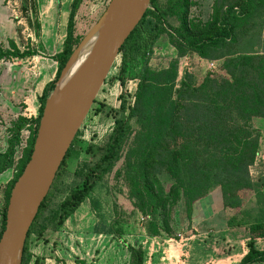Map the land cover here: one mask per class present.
<instances>
[{
  "label": "trees",
  "instance_id": "1",
  "mask_svg": "<svg viewBox=\"0 0 264 264\" xmlns=\"http://www.w3.org/2000/svg\"><path fill=\"white\" fill-rule=\"evenodd\" d=\"M82 2L72 1L63 50L54 57L58 68L55 78L45 85L39 98L38 116L20 117L14 124L9 149L0 153V174H3L15 166L22 131L30 125L27 147L6 193L0 238L6 226L11 191L31 158L47 100L78 45L76 17ZM190 7L191 0H169L165 7H161L158 0H151L143 19L120 51L121 84L126 85L129 67L146 52L147 42L141 41L143 34L148 33L150 45L153 44L165 31L162 21L170 17L177 23L170 27L179 56L193 53L201 59L217 61L220 63L218 69L207 73L200 83L193 74L186 73L177 87V62L162 71L142 68L137 77L134 106L128 105L122 94L120 108L127 113L126 118L116 121L102 147L90 148L99 156L98 161L59 208L44 217L50 195L71 155L72 144L29 231L21 264H43V260L29 249L35 228L42 227L38 234L42 237L45 231L57 232L63 227L120 160L133 122L141 125V132L130 147L124 177L136 207L147 217V235L155 237L165 230V218L182 199L191 219L195 202L215 190L221 192L225 210L242 208L245 194L251 191L256 199V221L247 226L244 221L232 217L227 226L230 229L248 227V252L240 264H264V250L256 246L257 239L264 238V166H260L256 178L251 174L262 137V131L254 124L264 121V0H215L213 14L207 22L190 20ZM34 54L21 52L14 44L12 49L0 47V62L5 58H28ZM164 175L171 181L169 186L161 180ZM128 247L130 264H145L143 249Z\"/></svg>",
  "mask_w": 264,
  "mask_h": 264
},
{
  "label": "rangeland",
  "instance_id": "2",
  "mask_svg": "<svg viewBox=\"0 0 264 264\" xmlns=\"http://www.w3.org/2000/svg\"><path fill=\"white\" fill-rule=\"evenodd\" d=\"M72 1L0 0V47L12 49L14 44L21 52L35 53L28 58H5L0 62V153L9 149L14 124L20 117L31 119L38 116L39 98L45 85L55 78L58 68L54 57L63 50ZM168 1L158 0V3L165 7ZM110 2L83 0L76 17L78 45L75 50L96 28ZM214 3L215 0H191L190 20L209 21ZM162 23L165 31L153 44L150 45L148 33L141 37L142 42H147V49L129 67L125 86L119 79L121 55L116 60L74 140L71 155L50 195L44 217H49L59 208L72 190L83 183L88 169L98 161L99 156L90 148L102 147L112 134L116 121L126 118L127 113L120 108L122 94H125L128 105L134 106L139 81L137 77L142 68L162 71L177 62V87L186 73L193 74L200 83L210 72L207 62L196 54L179 56L171 38L170 25L177 26L173 18ZM29 126L22 131L21 144L16 148L15 166L0 174V231L6 193L16 176V165L27 147ZM254 127L263 131L261 156H264V121L256 122ZM140 132L141 125L133 122L120 160L97 183L89 197L59 231H45L42 237H38L42 227L38 225L35 228L29 241L31 253L41 258L43 264H130L128 246H131L143 249L145 264H240L250 233L248 227L230 229L227 222L232 217L244 221L247 226L256 221L257 205L251 191L245 194L244 205L237 210H225L223 202L222 205L218 203L221 198L216 193L218 190L212 192L211 197L214 202L217 201V205H213L210 213L214 214L220 208L223 210L212 222L204 221L208 211L205 212L201 203L210 195L195 202L191 219L182 199L170 216L165 218V230L155 237L147 235V217L136 207L124 177L130 147L137 141ZM257 163L251 170L254 178L260 166H264L260 164V157ZM161 180L166 186L171 183L167 175L161 176ZM259 247L264 249V241Z\"/></svg>",
  "mask_w": 264,
  "mask_h": 264
},
{
  "label": "water",
  "instance_id": "3",
  "mask_svg": "<svg viewBox=\"0 0 264 264\" xmlns=\"http://www.w3.org/2000/svg\"><path fill=\"white\" fill-rule=\"evenodd\" d=\"M150 2L111 0L96 28L83 39L68 61L57 86L78 51L97 35L87 61L51 111L50 96L47 100L31 158L11 191L6 226L0 238V264L22 263L27 237L40 207L122 47L143 19Z\"/></svg>",
  "mask_w": 264,
  "mask_h": 264
},
{
  "label": "bare ground",
  "instance_id": "4",
  "mask_svg": "<svg viewBox=\"0 0 264 264\" xmlns=\"http://www.w3.org/2000/svg\"><path fill=\"white\" fill-rule=\"evenodd\" d=\"M97 35H94L82 48L78 51L75 59L69 68L65 71L64 76L58 84L56 90L50 95L49 99V111L53 110L58 102L65 95L75 77L78 75L83 65L90 56L94 44L96 42Z\"/></svg>",
  "mask_w": 264,
  "mask_h": 264
},
{
  "label": "crops",
  "instance_id": "5",
  "mask_svg": "<svg viewBox=\"0 0 264 264\" xmlns=\"http://www.w3.org/2000/svg\"><path fill=\"white\" fill-rule=\"evenodd\" d=\"M201 59V58H200ZM201 60H203V61H205V62H207V66H209L210 67V72H214V71H216L217 69H218V67H219V65H220V63L219 62H217V61H208V60H204V59H201ZM211 64H214V67H215V69H213L212 70V68H211ZM263 132V131H262ZM261 153H262V149L260 148V152H259V155H258V158H257V160H259V157L260 158H263V156H261ZM263 163V161H262V159H261V163L260 164H262ZM258 163H257V161H256V163H255V165H257ZM217 191V190H216ZM216 193H219L220 194V199H219V201H218V203L220 202L221 203V205H222V196H221V192L218 190V192H216ZM202 207H204V210H205V212L206 211H208L207 212V214H205L206 215V218L204 219V221H206V222H209V221H211L212 222V220L214 219V218H216L217 216H219L220 214H222V212H223V210H222V208H220V210H222V211H220V210H217L218 212H215L214 214H211L210 213V211L209 210H211L214 206V204H216L217 205V201L216 202H214L213 201V199H212V197H211V194H210V196H208V198H206V200L204 199L202 202ZM210 205V206H209ZM223 207V206H222ZM206 208V209H205ZM204 214V213H203ZM204 215V216H205ZM227 227V226H226ZM250 237V236H249ZM248 240H249V238L246 240V243L248 242ZM264 241V238H259V239H257V242H256V246H257V248L259 249V250H264V249H261L260 247H259V244H261L262 242ZM246 251L244 252V254H243V256H242V258L247 254V252H248V248H247V246H246ZM49 263V262H48Z\"/></svg>",
  "mask_w": 264,
  "mask_h": 264
},
{
  "label": "built area",
  "instance_id": "6",
  "mask_svg": "<svg viewBox=\"0 0 264 264\" xmlns=\"http://www.w3.org/2000/svg\"><path fill=\"white\" fill-rule=\"evenodd\" d=\"M211 65H212V66H211L212 70L215 69L214 64H211ZM261 159H262L263 164H264V156H263V158H261Z\"/></svg>",
  "mask_w": 264,
  "mask_h": 264
}]
</instances>
